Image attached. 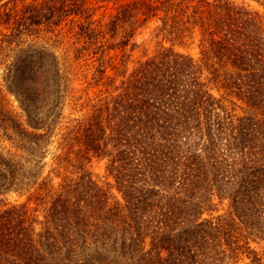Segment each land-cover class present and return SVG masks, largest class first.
Returning <instances> with one entry per match:
<instances>
[{
	"label": "trees",
	"instance_id": "trees-1",
	"mask_svg": "<svg viewBox=\"0 0 264 264\" xmlns=\"http://www.w3.org/2000/svg\"><path fill=\"white\" fill-rule=\"evenodd\" d=\"M256 2L0 0V264H264ZM68 22L96 92L61 124L69 80L33 39Z\"/></svg>",
	"mask_w": 264,
	"mask_h": 264
},
{
	"label": "rangeland",
	"instance_id": "rangeland-1",
	"mask_svg": "<svg viewBox=\"0 0 264 264\" xmlns=\"http://www.w3.org/2000/svg\"><path fill=\"white\" fill-rule=\"evenodd\" d=\"M238 3H246L250 8L263 12L262 6L256 2V0H235ZM99 6L95 12V20L99 24H104V19L107 18L109 14L113 12V5L110 3H97ZM75 26L73 23L61 24L52 33H43L39 35L36 39H33L35 43L40 46L46 47L48 50L52 51L58 57L61 70L64 72L69 82V92L67 94L66 100L64 102L62 121L61 124H66L71 121V119L76 118L80 115L82 111L81 104L87 96H92L95 90L87 89V82L90 78V71L92 66L95 64L94 58L85 56V53L77 55L75 51L80 47V42L75 38ZM190 55L196 59L197 51L191 49L189 51ZM140 55V52H136L134 57ZM12 100V97H10ZM15 104V103H13ZM242 106L237 107V111L243 112ZM59 129H55L52 137L48 140L47 145L42 146L43 148V158L42 163L44 164V172H46L47 167L50 163L51 152L55 146V140ZM7 146V145H6ZM8 149V147H7ZM91 171L93 177L101 184H106L111 182V179L107 176L103 163L92 162ZM6 198L9 202L17 201L21 198L16 193H8ZM247 261L241 264H246Z\"/></svg>",
	"mask_w": 264,
	"mask_h": 264
}]
</instances>
